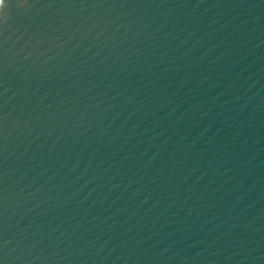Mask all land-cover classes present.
Masks as SVG:
<instances>
[{"label":"water","instance_id":"95a60500","mask_svg":"<svg viewBox=\"0 0 264 264\" xmlns=\"http://www.w3.org/2000/svg\"><path fill=\"white\" fill-rule=\"evenodd\" d=\"M0 264H264V0H0Z\"/></svg>","mask_w":264,"mask_h":264}]
</instances>
